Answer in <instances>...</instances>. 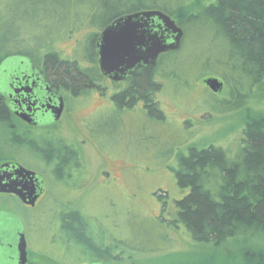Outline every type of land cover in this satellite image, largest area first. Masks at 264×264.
I'll use <instances>...</instances> for the list:
<instances>
[{
    "label": "rangeland",
    "instance_id": "obj_1",
    "mask_svg": "<svg viewBox=\"0 0 264 264\" xmlns=\"http://www.w3.org/2000/svg\"><path fill=\"white\" fill-rule=\"evenodd\" d=\"M94 4L95 0H0V63L6 54H20L22 56L15 57H25L41 65L48 56L59 53L60 62L78 61L81 68L89 69L92 65L83 57L90 54L95 26L102 27L107 22L100 12L92 22L88 20ZM71 32L74 34L70 35ZM193 39L178 61L187 60L186 64L191 65L192 59L201 54L204 45L199 44L196 37ZM163 60L167 64L169 58ZM200 78L205 77L197 76V72L182 75L180 79L189 84V90L178 85V93L173 88L174 82L169 81L166 91L171 102L161 99L169 121L175 120L174 112L178 109V144H186L180 152L212 145L234 148L246 120L264 119V104L252 103L238 112L211 119L202 117L209 106L200 103L208 99L205 88L196 82ZM101 88L110 90L106 82H101ZM90 95V91L72 99L67 95L70 99L66 112L70 110L49 130L28 131L27 126L15 119L0 124V164L5 160L15 161L27 171L42 175L46 181V193L35 208L24 207L15 198L0 196V210L17 215L23 222L28 264H81L93 257L79 246L68 252L64 249L62 239L57 236L58 214L63 209L78 211L87 217L104 245L111 248L113 254L122 256L121 264H241L240 253H246L249 246L256 250L264 246V239L260 238L241 245L234 241L216 248L196 243L183 227H175L171 223L173 202L182 194L176 177L169 170L171 167L168 169L169 164H166L168 158L154 147V142L151 146L134 140V133L141 127L156 133L161 143H172V127H154L139 114L141 120H146L140 123L138 114L126 113L123 116L130 137H114L110 132L123 121V116L118 117L121 110L109 103V98H105L108 99L105 103L97 98L87 102ZM189 119L193 127L185 134L181 121ZM89 124L94 127L89 129ZM122 127L120 125V130ZM90 130L102 134L88 137L86 132ZM26 131L36 138L34 144L27 146L12 140L15 134H21L22 140H26L29 137ZM44 140L63 142L76 149L78 168L72 169L70 177L58 179L55 167L47 164L32 148H38ZM162 202L167 204L163 206ZM123 239L142 252L124 248L120 242ZM232 248L235 259L228 255ZM4 255L0 252V256ZM41 256L51 259L41 260L44 259Z\"/></svg>",
    "mask_w": 264,
    "mask_h": 264
},
{
    "label": "trees",
    "instance_id": "obj_2",
    "mask_svg": "<svg viewBox=\"0 0 264 264\" xmlns=\"http://www.w3.org/2000/svg\"><path fill=\"white\" fill-rule=\"evenodd\" d=\"M145 11H160L170 17L184 31V39L178 52L161 56L157 69L141 73L131 88L135 96H143L159 88L150 77L153 72L160 73L165 65L168 73H178V81L182 75L196 72L199 77L221 78L230 95V103L226 107L222 105L218 115L238 112L252 103L264 104V0H95L88 20L92 22L100 12L107 22L102 27L95 26L90 54L83 57L92 66L85 70L78 61L60 62L58 53L47 57L44 71L55 79L56 85L61 83L77 94L89 84L91 77L100 74L95 55L98 31L120 17ZM195 37L199 44L204 45L200 49L201 54L192 59L191 65L186 64L187 60L178 61L179 55L189 49L188 43ZM75 51L77 55L78 49ZM15 56L22 55L6 54L2 61ZM167 57L168 63L164 64L163 59ZM41 61L38 60L39 63ZM188 86L183 82L181 88L188 91ZM10 118L0 96V124L7 123ZM15 140L28 146L27 140ZM185 145L182 142L178 147L183 149ZM32 148L47 164L55 167V175L60 180L78 168L76 149L64 143L48 140L38 148ZM178 153L175 177L182 197L173 202L171 223L175 227H183L196 243L216 248L234 241L241 245L264 239V119L246 120L243 134L234 148L212 145L203 149L191 147L189 154ZM167 158L166 164H174ZM162 203L163 206L167 204ZM58 215L60 230L57 236L62 239L64 249L68 252L79 246L88 252L87 255L93 256L81 264H121L122 256L113 254L112 249L104 245L90 220L82 213L63 209ZM157 224L162 225L160 222ZM120 242L124 248L142 252L140 248L130 247V242L125 239ZM249 247L246 253L239 254L240 263L264 264V246L258 250ZM234 252L232 248L228 254L234 257L231 259H235ZM41 257L44 258L41 260L51 259L49 256Z\"/></svg>",
    "mask_w": 264,
    "mask_h": 264
},
{
    "label": "water",
    "instance_id": "obj_3",
    "mask_svg": "<svg viewBox=\"0 0 264 264\" xmlns=\"http://www.w3.org/2000/svg\"><path fill=\"white\" fill-rule=\"evenodd\" d=\"M183 38L184 31L160 11L125 15L114 20L98 37L96 56L100 70L113 81H126L141 68H155L163 54L179 50ZM41 79L40 70L25 57L8 58L0 66V92L9 106L18 104L21 97L29 103ZM204 84L216 94L223 88L217 79L205 80ZM52 95L59 97L51 107L53 122H57L64 104L59 94ZM20 117L32 124L28 113ZM44 190L45 181L37 173L14 163L0 167V194L16 196L21 203L34 208ZM0 252L5 253L0 256V264H28L23 222L10 212H0Z\"/></svg>",
    "mask_w": 264,
    "mask_h": 264
},
{
    "label": "flooded vegetation",
    "instance_id": "obj_4",
    "mask_svg": "<svg viewBox=\"0 0 264 264\" xmlns=\"http://www.w3.org/2000/svg\"><path fill=\"white\" fill-rule=\"evenodd\" d=\"M112 22L113 21L109 22L102 29V31L108 25H110ZM155 23L157 24V21H155ZM102 31L98 34V37L101 35ZM98 37L95 41V55H96V43H97ZM182 42H183V40H182ZM179 50H177L175 52H178ZM175 52L166 53V54H163L162 56L169 55V54H172ZM160 58H161V56H160ZM160 58L158 59L157 66L155 68H153V69L152 68H141L136 73L132 74L128 80L116 82V81H113V80L105 77L102 74L100 67H99V64H98L97 56H96L97 67L99 69L100 74L97 77H91V79L88 80L89 84L87 86L82 87V89L77 94L72 93L70 91V89L66 88V86H64L61 83H58V85H56L55 79L53 77L51 78L44 71V69H43L44 63H42L40 65V64H36L32 61L37 66V68L40 70L41 75H42V79L40 80V83L38 85V90H36L35 94L31 97L30 102L24 103L28 100L25 97H21V99L18 101V104L15 103V105L9 106L7 98L1 92H0V96L5 101L6 109L11 116L10 119L18 120L19 123H21L25 127L26 126L28 127V131L49 130V129L56 127L61 122L63 116L65 115L66 104H67V101H69V99H70L68 97H71V99H72V98H75L79 95L81 96L82 94L85 95V94H87V91H90V93H91L87 102H90L93 98H97V99L102 100L105 103V101H108V99H105V98H109L108 102L113 104L114 106H116L119 110H121L118 112L119 113L118 117L123 116L126 113H132V115L138 114V116H136V117L140 120L139 121L140 123L141 122L143 123L146 121V120H141V118L142 119L146 118L147 120H150L149 122L153 123L154 127L169 125L172 127V131H174V133H172V135L170 137V141L172 143H163V142L161 143V141L158 138V136L156 135V133H154L152 130H148V129L146 130V128H141V127L137 128V130H138L137 133H134V140L135 141L138 140L139 142L142 143V145L147 144V143L152 144V142H154L155 146L154 145L153 146L156 147V149L158 151H161L166 157H169L171 162L174 163L171 165L169 164L168 169L171 167L169 169L170 172L173 174V176H176L177 171H178L177 170L178 154H179L178 152L181 151V147L180 148L178 147L179 146V144H178V111H177L178 109L176 110V112H174V115L176 116L174 118L175 120L169 121V118L165 115V112L162 108V100L168 101V99H169L167 96L168 92L166 91V88L169 85V81L174 82L173 88L175 89L176 93H178V85H180V87H182V85H183L182 81H180V80L178 81V73H176L174 75L168 73L169 69H168V67H166L164 65L161 68V70L159 69L160 73L153 72L151 74V77H150V80L153 81L156 85H158L159 88L157 90H154L152 92L148 91V93L146 95L139 96V97L134 95V93H133L134 90L133 91L131 90V88L134 86L135 80L141 76V73L143 71H148V70L154 71L155 69L158 68ZM68 62H71V60H68ZM86 78L89 79V77H86ZM208 79H217L220 82H222L223 83L222 91L220 93H217V94L214 93L213 91H211L204 84V81L208 80ZM143 81L145 82V80H142V82ZM197 81H198V83L201 84L202 87L205 88V90L207 91V95H208V96L206 95L208 99H205V100L203 99L200 101V103H204L206 105L208 102L210 103L209 104V110L207 112L202 113L203 114L202 117H207V118L211 119V118H214L215 116H218L217 111H222V105H224L226 107L228 105L227 103H230V95L227 93L225 82L221 78H218V77H205L203 79H201V78L197 79L196 82ZM101 82L108 83L110 90H108V88H106L104 90L105 91L104 92L103 89L101 88ZM52 92L59 94L62 97V101L64 104L63 112L61 113L60 119L57 122H53V117L51 116V113H52L51 107L53 106V104L58 102L59 97L53 96ZM67 95H68V97H67ZM122 97H124V100H121ZM177 98H178V96H177ZM35 101L37 103L36 106H31L30 103H33ZM169 101H170V99H169ZM225 107H224V109H226ZM69 110H70V108H69ZM27 113H28V116L32 120V124L28 123L27 121H25L23 118L20 117V116L27 114ZM139 114L141 115V118L139 117ZM120 125L123 126L121 128V130H120ZM126 125H127V121L125 120V117L123 116V121H121L118 124L117 128L116 129L114 128L110 132V134L114 137H117V138H127L128 139V137H130L129 134L131 132L126 127ZM191 126L193 127V124L191 123L190 119L185 120L183 122L181 121V128L184 127L183 129H184V131H186L185 134H187V132H189L191 130L190 129ZM87 127L90 129V128H93L94 125L89 124V125H87ZM28 131H26L27 134H29ZM151 132H153V133L151 134ZM94 134L95 135L96 134L101 135L102 133H100L96 130H90V131L86 132V136H88V137L89 136L91 137ZM14 139L22 140L21 134H15L13 136L12 140H14ZM26 140H27L28 145L34 144V142L37 141L35 137H33V136L30 137V134ZM122 140L124 141L126 139H122ZM46 141H48V140H44V142H46ZM126 141H127L126 144H128L129 143L128 140H126ZM60 143H63V142H60ZM67 146L72 147L69 145H67ZM190 149H188L186 152H184V154H189L188 152L190 151ZM112 158H113V160H115L114 156ZM8 163L17 164L15 161L5 160L0 164V167L4 164H8ZM38 175H40V174H38ZM66 175L68 176V174H65V175H63V178L66 177ZM40 176L44 179V177L42 175H40ZM70 176H71V173H70L69 177ZM56 177L59 178L57 175H56ZM44 181H45V179H44ZM45 193H46V181H45V190H44L43 194L40 196V198L38 199V201L36 202L35 207L37 206L38 202L42 199V197L45 195ZM0 196L14 197L19 201V203H21V201L16 196L5 195V194H0ZM21 204L24 207L32 208L30 206L24 205L23 203H21Z\"/></svg>",
    "mask_w": 264,
    "mask_h": 264
}]
</instances>
